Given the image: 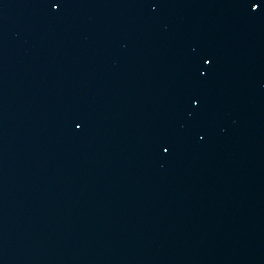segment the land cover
<instances>
[{
  "label": "water",
  "instance_id": "1",
  "mask_svg": "<svg viewBox=\"0 0 264 264\" xmlns=\"http://www.w3.org/2000/svg\"><path fill=\"white\" fill-rule=\"evenodd\" d=\"M32 0H0V264H20Z\"/></svg>",
  "mask_w": 264,
  "mask_h": 264
},
{
  "label": "snow or ice",
  "instance_id": "2",
  "mask_svg": "<svg viewBox=\"0 0 264 264\" xmlns=\"http://www.w3.org/2000/svg\"><path fill=\"white\" fill-rule=\"evenodd\" d=\"M59 6H60V5L55 4V3L51 5V7H52L53 10L58 9ZM259 7H260L259 4H252V11H253V12L258 11V10H259ZM203 62H204L205 64H210V63H211V61H210L209 59H204ZM191 103L195 106V105L198 104V101H197L196 99H193V100L191 101ZM76 127L79 129V128L82 127V125H81L80 123H76ZM168 151H170V148H169V147H165V148H164V152L167 153Z\"/></svg>",
  "mask_w": 264,
  "mask_h": 264
}]
</instances>
